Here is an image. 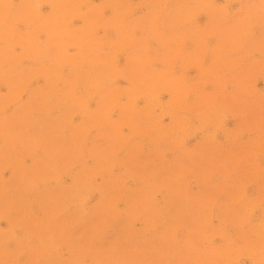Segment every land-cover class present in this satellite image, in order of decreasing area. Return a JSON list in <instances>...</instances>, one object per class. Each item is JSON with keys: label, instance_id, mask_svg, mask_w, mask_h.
I'll use <instances>...</instances> for the list:
<instances>
[{"label": "rangeland", "instance_id": "obj_1", "mask_svg": "<svg viewBox=\"0 0 264 264\" xmlns=\"http://www.w3.org/2000/svg\"><path fill=\"white\" fill-rule=\"evenodd\" d=\"M0 264H264V0H0Z\"/></svg>", "mask_w": 264, "mask_h": 264}]
</instances>
